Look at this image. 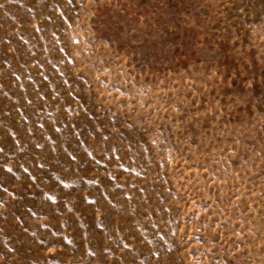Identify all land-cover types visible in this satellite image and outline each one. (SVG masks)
<instances>
[{
	"label": "rangeland",
	"instance_id": "374dc122",
	"mask_svg": "<svg viewBox=\"0 0 264 264\" xmlns=\"http://www.w3.org/2000/svg\"><path fill=\"white\" fill-rule=\"evenodd\" d=\"M0 264H264V0H0Z\"/></svg>",
	"mask_w": 264,
	"mask_h": 264
}]
</instances>
